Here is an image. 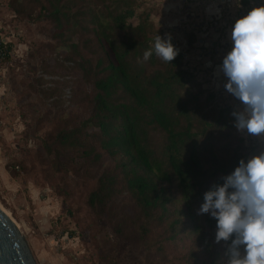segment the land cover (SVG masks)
I'll return each mask as SVG.
<instances>
[{"label":"trees","instance_id":"1","mask_svg":"<svg viewBox=\"0 0 264 264\" xmlns=\"http://www.w3.org/2000/svg\"><path fill=\"white\" fill-rule=\"evenodd\" d=\"M8 8L49 25L59 62L91 86L86 118H59L40 140L50 172L63 179L82 171L92 181L87 209L115 238L143 247L135 254L148 264H224L217 221L197 213L204 193L255 148L234 127V104L222 103L189 68L194 35L183 33L184 44L177 39L158 21L163 12L153 0H9ZM156 34L170 35L179 49L170 63L154 51L143 61ZM90 224L105 244V228ZM94 246L103 263L123 264V254L109 255L98 241Z\"/></svg>","mask_w":264,"mask_h":264},{"label":"rangeland","instance_id":"2","mask_svg":"<svg viewBox=\"0 0 264 264\" xmlns=\"http://www.w3.org/2000/svg\"><path fill=\"white\" fill-rule=\"evenodd\" d=\"M8 3L0 0V39L11 46L0 67V207L18 225L36 264H105L94 246L96 241L108 248L109 255L123 254V264H148L142 253L135 254L143 247L115 238L87 209L92 181L82 171L59 179L60 174L50 172L52 165L42 159L46 153L41 138L54 132L59 118L85 119L92 90L78 70L59 62L49 25L15 17ZM191 14L175 27L168 26L176 22L164 16L158 21L171 28L183 44V33L194 35L187 62L202 80L209 81V71L199 68L198 56L212 55V62L221 64L227 48L219 43L218 25H210L207 14L200 8ZM216 48L222 50L216 53ZM215 92L223 96L222 103H238L227 92ZM245 140L254 145V153L264 151V143L250 137ZM61 189L66 193H60ZM125 209L129 215L135 214L132 206ZM89 224L98 230L105 228V244L99 234L95 237L96 231H88Z\"/></svg>","mask_w":264,"mask_h":264},{"label":"clouds","instance_id":"3","mask_svg":"<svg viewBox=\"0 0 264 264\" xmlns=\"http://www.w3.org/2000/svg\"><path fill=\"white\" fill-rule=\"evenodd\" d=\"M234 3L239 6L240 0ZM230 38L232 48L215 75L224 77L223 88L238 102L231 112L237 132L264 143V4L237 19ZM153 51L166 63L179 54L168 34H156L143 61ZM222 180L204 193L197 214L217 221L215 243L225 244L224 264H264V151L240 159Z\"/></svg>","mask_w":264,"mask_h":264},{"label":"crops","instance_id":"4","mask_svg":"<svg viewBox=\"0 0 264 264\" xmlns=\"http://www.w3.org/2000/svg\"><path fill=\"white\" fill-rule=\"evenodd\" d=\"M155 3H157L163 12V15L168 20H174L176 24H171L168 26L175 27L178 25L180 21H183V19L187 16H191V11H194L196 8H200L202 12L205 14L207 13L204 9V6L207 4V0H198L196 3L193 0H153ZM212 13H214V10H211ZM234 24L228 26V28L225 31V34L223 36L224 43L226 44V51L229 52L232 48V41H231V30L233 28ZM222 50V49H221ZM219 52V51H218ZM214 57L211 55L209 58L208 56L202 54L199 55L198 58L201 59L202 64L199 66L202 70L209 71V82L205 85V87H209V89H212L214 91H220L226 92L223 88V82L224 77L220 76L219 78L215 75V70L217 66L221 64L213 63L211 58ZM255 139V138H254Z\"/></svg>","mask_w":264,"mask_h":264},{"label":"built area","instance_id":"5","mask_svg":"<svg viewBox=\"0 0 264 264\" xmlns=\"http://www.w3.org/2000/svg\"><path fill=\"white\" fill-rule=\"evenodd\" d=\"M193 1L196 3L198 0ZM262 4H264V0H240L239 6L234 3V0H207V4L204 6V9L207 12L206 14L210 17L208 20L210 25H218L217 31L221 37L219 43L226 46L223 41V36L228 26L235 24L237 19L246 15L253 7H258ZM211 10H214L215 12L212 13ZM205 29L206 26L203 27V30ZM2 42L6 44L5 40H2ZM202 43L204 44L203 41ZM220 50V48H216L215 52L217 53ZM9 55V51L7 52L4 47H0V67Z\"/></svg>","mask_w":264,"mask_h":264},{"label":"water","instance_id":"6","mask_svg":"<svg viewBox=\"0 0 264 264\" xmlns=\"http://www.w3.org/2000/svg\"><path fill=\"white\" fill-rule=\"evenodd\" d=\"M0 264H36L18 225L1 207Z\"/></svg>","mask_w":264,"mask_h":264}]
</instances>
